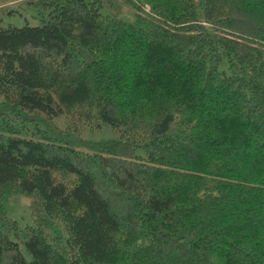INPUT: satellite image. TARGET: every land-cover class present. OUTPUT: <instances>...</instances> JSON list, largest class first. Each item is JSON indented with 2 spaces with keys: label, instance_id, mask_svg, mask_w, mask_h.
Returning <instances> with one entry per match:
<instances>
[{
  "label": "trees",
  "instance_id": "trees-1",
  "mask_svg": "<svg viewBox=\"0 0 264 264\" xmlns=\"http://www.w3.org/2000/svg\"><path fill=\"white\" fill-rule=\"evenodd\" d=\"M37 4L0 28V264H264V0Z\"/></svg>",
  "mask_w": 264,
  "mask_h": 264
},
{
  "label": "rangeland",
  "instance_id": "rangeland-1",
  "mask_svg": "<svg viewBox=\"0 0 264 264\" xmlns=\"http://www.w3.org/2000/svg\"><path fill=\"white\" fill-rule=\"evenodd\" d=\"M37 2H40V0H1L0 28H7L8 26H42L48 17L50 7L37 4ZM61 123L65 127L64 120ZM88 128L83 132L86 138L100 140L120 136V132L110 127L101 129ZM31 200L32 197L25 194L10 195L5 198L4 207L8 215L15 220L21 221L23 226L32 225ZM26 254L30 258L27 252Z\"/></svg>",
  "mask_w": 264,
  "mask_h": 264
}]
</instances>
